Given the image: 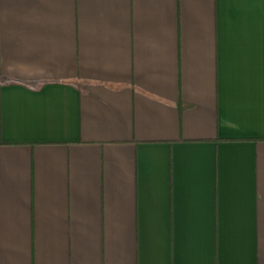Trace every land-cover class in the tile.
Masks as SVG:
<instances>
[{
	"label": "crops",
	"instance_id": "crops-1",
	"mask_svg": "<svg viewBox=\"0 0 264 264\" xmlns=\"http://www.w3.org/2000/svg\"><path fill=\"white\" fill-rule=\"evenodd\" d=\"M0 264H264V0H0Z\"/></svg>",
	"mask_w": 264,
	"mask_h": 264
}]
</instances>
